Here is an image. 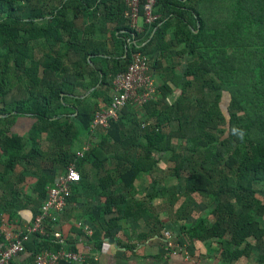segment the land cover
Wrapping results in <instances>:
<instances>
[{
    "label": "trees",
    "instance_id": "16d2710c",
    "mask_svg": "<svg viewBox=\"0 0 264 264\" xmlns=\"http://www.w3.org/2000/svg\"><path fill=\"white\" fill-rule=\"evenodd\" d=\"M47 1L0 0V179L12 199L4 196L0 213L14 221L19 204L32 199L13 185L33 166L51 162L56 172L75 163L82 181L68 204L84 190L92 194L87 202L101 197L111 231L125 215L144 213L135 197L138 179L152 177L167 157L186 196L217 204L218 222H200L204 236L232 235L226 246L250 247L255 239L264 247V0H158L160 17L136 35L138 46L126 45L124 2L114 12L113 0H57L49 11ZM82 18L91 23L84 30ZM108 22L118 25L115 50L96 36ZM138 49L162 77L156 96L142 109L128 104L107 129L92 130L97 111L113 100L115 77ZM176 56L191 58L181 71L165 67ZM25 117L34 120L28 132H12ZM85 140L90 148L79 158ZM18 166L24 173L13 181ZM49 177L41 172L39 199ZM36 235L39 251L47 240ZM103 237L110 232L95 233L93 241L101 245Z\"/></svg>",
    "mask_w": 264,
    "mask_h": 264
},
{
    "label": "crops",
    "instance_id": "0c3cea01",
    "mask_svg": "<svg viewBox=\"0 0 264 264\" xmlns=\"http://www.w3.org/2000/svg\"><path fill=\"white\" fill-rule=\"evenodd\" d=\"M117 1H119L118 3H126L124 0H113L114 12L117 8ZM165 1L176 4L175 0H164L163 2ZM163 2L157 6L156 11L162 6ZM158 15L160 17V14ZM104 18L105 16L101 12L98 15V20L94 21L98 29H100V24L104 21ZM91 22L93 21L91 20ZM89 24L91 23H85L82 18L78 26L81 27V30H84ZM117 27V23L108 22L106 25L107 32L99 30V35H96L100 41H106L107 46H110L112 50H115L114 46H117L112 37L113 32L119 33V30H116ZM157 76L159 75L156 74ZM159 77L161 78V76ZM25 119L26 117L20 118L12 132L24 136L32 126L28 125L29 128L23 126V124H26ZM87 144L88 141L85 140L83 147ZM55 170V166L51 167V163L42 164L41 168L33 166L30 171L31 174L23 176V167L18 166L16 168L15 174L17 177H12V180L16 181L19 176H23V179L13 187H17L22 197L25 194L31 196L32 199L29 201L27 198L26 204H19L20 216L15 218L14 221H9L8 216L0 213V224L5 220L4 226L0 225V227L6 230L8 236L14 235L21 240L23 238L21 237L22 234L24 236L34 228L36 219L42 214V209L51 189L55 185L56 179L65 175L67 169L62 170L58 166L56 172ZM41 172L49 173L50 177L46 180V196L39 199L40 192L37 185ZM1 180L0 211L4 210L1 207L5 205L4 202L12 201L4 191L6 188ZM90 180L94 182L95 177H89L88 182H91ZM152 181H154V178L143 176L138 179L136 184L135 197L145 204L144 213L141 212L138 219L130 214L125 215L124 218L119 217L123 220L119 221L118 228H113L111 231H106L104 200L101 197H96L95 202L91 201L93 199L90 200L91 202H87L86 198L92 195L90 191L80 192L78 200L71 199L64 212L60 214L59 223L55 226L52 224V230L49 226L51 220L45 221L44 233L41 235L45 236L47 246L43 245L38 251L35 243H33L37 235L32 234L30 239L24 242H28L29 245H24L25 251L13 259V264H34L38 256L57 253L62 250L74 251L83 255L87 264H264L263 244L257 245L255 239L249 240L250 247H247L246 244L226 246V241L231 243L232 235H226L225 238L204 236L203 229L199 227L200 222L205 219L210 227L218 222L217 217L213 214L217 204L200 195L186 196L183 190H178V188L176 190L163 187L166 192L165 197H163L162 191L164 192V190L160 187H153ZM178 191L182 195H178ZM158 193L161 195H157ZM153 195L157 196L151 199L150 197ZM169 195L182 196V198L176 204L167 205L166 201H168L167 197ZM4 196L9 198L4 201ZM36 202L40 204L38 205ZM79 223H84L85 226L90 227L94 232L93 236L95 233L104 236L106 232H110V237H103L101 245H97L96 241H93V236L89 237L88 233L79 226ZM166 232L172 235L171 240L175 243V248H168ZM56 233L60 234L63 243L56 238ZM7 239L5 235L0 236V251L7 247ZM52 242L58 244L59 248L56 249L54 245H51ZM243 252L247 253L243 254ZM58 264L84 263L66 260L60 261Z\"/></svg>",
    "mask_w": 264,
    "mask_h": 264
},
{
    "label": "built area",
    "instance_id": "2783aa9c",
    "mask_svg": "<svg viewBox=\"0 0 264 264\" xmlns=\"http://www.w3.org/2000/svg\"><path fill=\"white\" fill-rule=\"evenodd\" d=\"M157 4L158 0H126L125 18L131 30L129 37L126 39L127 46H138L139 38L136 35L143 32L144 26H152L158 21ZM114 85L113 100L109 105H103L97 111L91 126L92 130L107 129L110 120L118 119L128 104L142 109L152 97L156 96L157 82L152 73L150 56L139 49L132 51L128 69L117 74ZM89 148L90 144L85 145L78 152V157L83 158ZM81 181L82 176L77 169V165L72 163L67 168L66 174L56 179L55 185L51 189L42 209V214L36 219L34 228L28 231L21 240L14 235L8 236L6 230L0 228V236L5 235L8 238L7 247L0 251V264H13V259L25 251L24 242L28 241L32 234L44 233L46 220L50 219L54 225L59 223V216L67 207L69 199L73 195L74 187ZM79 226L88 233L89 237L93 236L94 232L90 227L85 226L84 223H79ZM55 236L59 241L62 240L59 233H56ZM165 236L168 238V248H175V243L171 240L172 235L166 232ZM61 242L63 243V241ZM66 260L87 264L83 255L69 250L40 255L34 264H58L60 261Z\"/></svg>",
    "mask_w": 264,
    "mask_h": 264
},
{
    "label": "rangeland",
    "instance_id": "374dc122",
    "mask_svg": "<svg viewBox=\"0 0 264 264\" xmlns=\"http://www.w3.org/2000/svg\"><path fill=\"white\" fill-rule=\"evenodd\" d=\"M47 2H46L47 4L45 3L44 5L49 11L51 9V3L53 2V4H55V3H57V0H48ZM189 60H191V58L188 57V56L182 57V58L179 57V56H176L174 58L170 57V58H167V63L165 64L166 65L165 67H175L176 70L181 71L183 69L181 65L182 64H186ZM154 77L156 79H158V83L161 84L162 77L161 78L159 76L156 77V73H155ZM179 93H180V90H177L176 94L178 95ZM111 94H114V92H111ZM225 104H227V102ZM24 122L26 124H23V126L28 127V125H32L34 120H32L31 118H26L24 120ZM172 127L176 128V124H174ZM14 129L15 128L13 127L12 131H14ZM166 129H167V127H166ZM99 132H102V131H99ZM98 138H99V136H97V138H96V135H95V138H93V140H99ZM160 156L161 155H159V157ZM166 161H168L167 157H165V159L163 157V162L161 161L159 163V165L161 167V170L153 172L152 178H154V180H156L155 183H156L157 188L158 187H166V189H176L177 190V188H178V190H182L184 188V184H185L184 179L182 181H177V179L172 175L173 164H170V163L167 164ZM44 165H46V164H44ZM25 174L26 175H30L31 173L30 172H26ZM92 175H93V173H92ZM93 176H95V175H93ZM155 183H154V181H152L153 187H154ZM176 184H177V186L179 185V187L175 186ZM178 195H182V193L178 191ZM169 197H171V195H169ZM181 198H182V196L181 197L180 196L176 197V196L173 195V200H175L174 204H176L179 201V199H181ZM170 199L171 198H169L168 201H166L167 205H171L172 204ZM166 208H168V206H166Z\"/></svg>",
    "mask_w": 264,
    "mask_h": 264
}]
</instances>
